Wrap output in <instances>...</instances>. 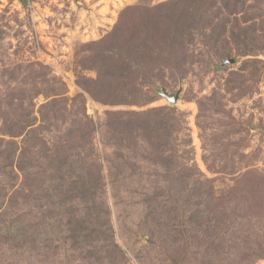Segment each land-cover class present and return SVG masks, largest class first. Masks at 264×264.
<instances>
[{"label":"rangeland","instance_id":"374dc122","mask_svg":"<svg viewBox=\"0 0 264 264\" xmlns=\"http://www.w3.org/2000/svg\"><path fill=\"white\" fill-rule=\"evenodd\" d=\"M0 264H264V0H0Z\"/></svg>","mask_w":264,"mask_h":264},{"label":"trees","instance_id":"16d2710c","mask_svg":"<svg viewBox=\"0 0 264 264\" xmlns=\"http://www.w3.org/2000/svg\"><path fill=\"white\" fill-rule=\"evenodd\" d=\"M159 118H160L159 122H156V123L154 122V120H147V122L141 121V123L139 124L138 130L142 131V134H143V137L145 140H146L145 133H149L150 135H152L153 133H156V136H155L156 141H162L163 138L169 137V135H170V117H169V119L168 118H161V117H159ZM137 125L138 124H136V126ZM20 133L21 132L13 133V134H10V136L11 137H18V136H20ZM160 134H162V136ZM13 142H15V141H13ZM94 162H95V160L93 157L92 164ZM76 163L73 166L69 165V164H65V163H60L58 165V168H56V172L59 174L58 180L61 182V185H59V187H62L63 182H65L66 179H69V180L72 179L70 174L74 175L76 178V180L71 182V185H70L71 187H68V189H66V190H63L62 188L59 190V192L62 193L61 194L62 198H65V199L61 200V202H60L61 204H65L66 201H68V196L71 199H73V201L80 200L81 202H84V201L87 202L88 197L92 198V196L96 195V192H93V190L98 189V181H97V186L87 187L85 183L81 182L83 175L80 176V175L75 174L73 172L75 170V168H77V167H79V169H83V170H85L87 168L83 167L81 164L76 165ZM16 165H17V168L20 169V171L24 170L23 160L21 158H18ZM86 174L89 175V172H86ZM62 190L64 192H62ZM90 207H91V209H95L94 212L97 214V218L100 217V213H101L100 208L101 207H98V205H96L94 203L90 204ZM86 223H87V221H82L81 227L84 226ZM71 224H72V222H70V226L67 228V231L70 233L71 241L72 240L75 241V240H78V238L80 237V233L77 232L78 229H73V227H71ZM83 237H85L87 240L90 239V235H88V234H85Z\"/></svg>","mask_w":264,"mask_h":264},{"label":"water","instance_id":"95a60500","mask_svg":"<svg viewBox=\"0 0 264 264\" xmlns=\"http://www.w3.org/2000/svg\"><path fill=\"white\" fill-rule=\"evenodd\" d=\"M162 95L172 103H176L179 98V93L175 97H170L168 92L164 88L162 89Z\"/></svg>","mask_w":264,"mask_h":264}]
</instances>
